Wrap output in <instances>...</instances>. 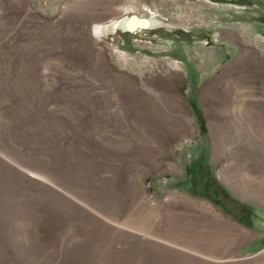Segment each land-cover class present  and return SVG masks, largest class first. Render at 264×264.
<instances>
[{
	"label": "rangeland",
	"instance_id": "obj_1",
	"mask_svg": "<svg viewBox=\"0 0 264 264\" xmlns=\"http://www.w3.org/2000/svg\"><path fill=\"white\" fill-rule=\"evenodd\" d=\"M0 264H264V0H0Z\"/></svg>",
	"mask_w": 264,
	"mask_h": 264
},
{
	"label": "bare ground",
	"instance_id": "obj_2",
	"mask_svg": "<svg viewBox=\"0 0 264 264\" xmlns=\"http://www.w3.org/2000/svg\"><path fill=\"white\" fill-rule=\"evenodd\" d=\"M125 11H129V8L125 9ZM156 23V21L151 20V19H144V18H140L138 16H130L126 19H124L123 21H121V23L117 24L120 25L121 27H123L125 30L130 31V32H135L139 29H146L149 28L151 26H153ZM120 27V28H121ZM104 25H96L95 27V32L97 35H101L103 33V29H104Z\"/></svg>",
	"mask_w": 264,
	"mask_h": 264
},
{
	"label": "flooded vegetation",
	"instance_id": "obj_3",
	"mask_svg": "<svg viewBox=\"0 0 264 264\" xmlns=\"http://www.w3.org/2000/svg\"><path fill=\"white\" fill-rule=\"evenodd\" d=\"M152 27V26H151ZM151 27H149V28H151ZM147 29V28H146Z\"/></svg>",
	"mask_w": 264,
	"mask_h": 264
}]
</instances>
